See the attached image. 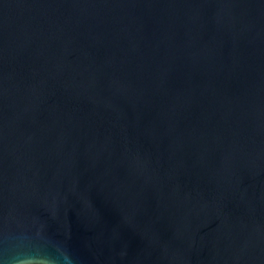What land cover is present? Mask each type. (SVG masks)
<instances>
[{
    "label": "water",
    "instance_id": "obj_1",
    "mask_svg": "<svg viewBox=\"0 0 264 264\" xmlns=\"http://www.w3.org/2000/svg\"><path fill=\"white\" fill-rule=\"evenodd\" d=\"M0 264H264V0H0Z\"/></svg>",
    "mask_w": 264,
    "mask_h": 264
}]
</instances>
